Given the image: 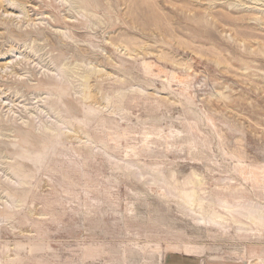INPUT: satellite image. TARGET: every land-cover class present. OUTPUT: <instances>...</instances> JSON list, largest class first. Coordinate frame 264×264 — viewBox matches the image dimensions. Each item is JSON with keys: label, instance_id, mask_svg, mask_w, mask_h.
Segmentation results:
<instances>
[{"label": "rangeland", "instance_id": "374dc122", "mask_svg": "<svg viewBox=\"0 0 264 264\" xmlns=\"http://www.w3.org/2000/svg\"><path fill=\"white\" fill-rule=\"evenodd\" d=\"M171 251L264 264V0H0V264Z\"/></svg>", "mask_w": 264, "mask_h": 264}, {"label": "crops", "instance_id": "0c3cea01", "mask_svg": "<svg viewBox=\"0 0 264 264\" xmlns=\"http://www.w3.org/2000/svg\"><path fill=\"white\" fill-rule=\"evenodd\" d=\"M161 264H207L199 261L195 256L181 253L179 251L168 252Z\"/></svg>", "mask_w": 264, "mask_h": 264}, {"label": "bare ground", "instance_id": "6f19581e", "mask_svg": "<svg viewBox=\"0 0 264 264\" xmlns=\"http://www.w3.org/2000/svg\"><path fill=\"white\" fill-rule=\"evenodd\" d=\"M192 197V196H191Z\"/></svg>", "mask_w": 264, "mask_h": 264}]
</instances>
